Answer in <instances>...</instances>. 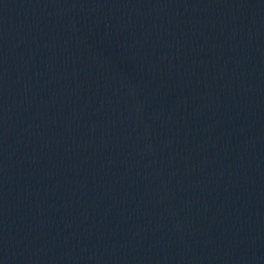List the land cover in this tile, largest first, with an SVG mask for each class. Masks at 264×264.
I'll list each match as a JSON object with an SVG mask.
<instances>
[{"label":"water","instance_id":"obj_1","mask_svg":"<svg viewBox=\"0 0 264 264\" xmlns=\"http://www.w3.org/2000/svg\"><path fill=\"white\" fill-rule=\"evenodd\" d=\"M0 264H264V0H0Z\"/></svg>","mask_w":264,"mask_h":264}]
</instances>
